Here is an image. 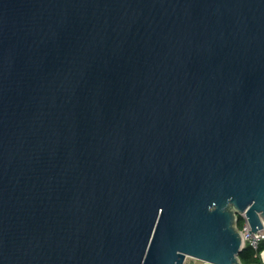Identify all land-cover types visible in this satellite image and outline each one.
<instances>
[{"label": "water", "instance_id": "95a60500", "mask_svg": "<svg viewBox=\"0 0 264 264\" xmlns=\"http://www.w3.org/2000/svg\"><path fill=\"white\" fill-rule=\"evenodd\" d=\"M264 228V0H0V264H243Z\"/></svg>", "mask_w": 264, "mask_h": 264}, {"label": "built area", "instance_id": "2783aa9c", "mask_svg": "<svg viewBox=\"0 0 264 264\" xmlns=\"http://www.w3.org/2000/svg\"><path fill=\"white\" fill-rule=\"evenodd\" d=\"M242 218L244 220L243 226L241 229L239 228V230L241 231L242 238H243V247L245 248V247L249 246L252 249H254V251L257 252V256L259 257L261 262L264 264V250L259 251L260 244L262 242H264V228L262 230H259L257 232V234L253 233V235H252L250 232L251 227H250L248 220L246 219L245 216H242ZM188 258L192 261L190 264H213V263L201 261V260H198L195 258H190V257H188ZM185 264H186V262H185Z\"/></svg>", "mask_w": 264, "mask_h": 264}, {"label": "trees", "instance_id": "16d2710c", "mask_svg": "<svg viewBox=\"0 0 264 264\" xmlns=\"http://www.w3.org/2000/svg\"><path fill=\"white\" fill-rule=\"evenodd\" d=\"M243 218L242 216H239L238 219V228H242L243 226ZM264 250V242H262L259 246V251H263ZM240 260L243 264H263L261 262V260L259 259V257L257 256V252L254 251V249H252L251 247L247 246L245 247V249L243 250V252L240 254Z\"/></svg>", "mask_w": 264, "mask_h": 264}, {"label": "rangeland", "instance_id": "374dc122", "mask_svg": "<svg viewBox=\"0 0 264 264\" xmlns=\"http://www.w3.org/2000/svg\"><path fill=\"white\" fill-rule=\"evenodd\" d=\"M192 261L188 258L186 259V264H190Z\"/></svg>", "mask_w": 264, "mask_h": 264}]
</instances>
